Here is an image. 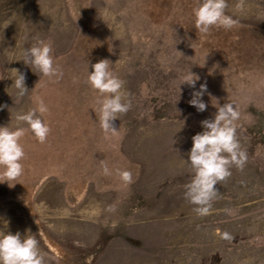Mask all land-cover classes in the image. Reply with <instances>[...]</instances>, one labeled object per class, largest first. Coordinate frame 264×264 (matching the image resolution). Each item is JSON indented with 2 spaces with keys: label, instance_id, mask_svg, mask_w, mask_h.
I'll list each match as a JSON object with an SVG mask.
<instances>
[{
  "label": "rangeland",
  "instance_id": "obj_1",
  "mask_svg": "<svg viewBox=\"0 0 264 264\" xmlns=\"http://www.w3.org/2000/svg\"><path fill=\"white\" fill-rule=\"evenodd\" d=\"M195 3L0 0V125L25 128L23 172L13 186L0 183V227L7 220L6 230L34 236L43 264H264V0H226L239 26L206 34L193 25ZM37 40L51 42L59 79L16 60ZM102 58L131 101L109 130L87 83ZM15 68L28 88L19 102ZM189 69L197 88L207 84L202 112L179 86ZM37 96L48 107L43 142L15 119ZM224 102L239 113L247 160L199 216L183 195L193 174L187 150Z\"/></svg>",
  "mask_w": 264,
  "mask_h": 264
},
{
  "label": "clouds",
  "instance_id": "obj_2",
  "mask_svg": "<svg viewBox=\"0 0 264 264\" xmlns=\"http://www.w3.org/2000/svg\"><path fill=\"white\" fill-rule=\"evenodd\" d=\"M226 0H196L192 8L193 25L201 34L208 33L213 27L231 29L239 26L240 21L226 14ZM239 9L242 4L237 3ZM14 18L7 19L3 27H7ZM51 42L37 40L36 43L23 49L22 59L26 65L35 68L39 74L49 79H59L63 73L55 64ZM12 79L16 91V101L19 102L28 91L25 84L24 71L17 68ZM34 72V71H33ZM198 74L190 69L181 76V84L186 83L191 89V98L188 103L202 112L206 103L201 98L207 91V84L200 83ZM87 83L95 89L99 95L98 120L102 129H114V121L119 113H125L131 107V101L127 99V93L123 90L124 81L110 68V61L102 58L88 67ZM4 105L0 104V108ZM48 111L47 105L39 96L35 97V107L28 111L17 113L15 119L23 121L31 130L33 136L43 142L48 133L49 125L42 119ZM239 113L231 102H224L216 107L212 118L200 121L202 130L192 135V144L187 150V162L192 169V177L185 184L183 193L186 200L194 205L193 211L204 216L209 214L212 201L217 195V183L231 175V167L242 169L247 160V154L240 147L236 136L235 121ZM25 134V128L17 126L0 125V183L7 182L9 186L18 181L23 172L22 159L25 156L21 137ZM107 173L108 169L105 167ZM120 177L125 182H131L132 175L129 170L120 171ZM4 227H0V264H43V256L39 251L38 242L34 236L22 235L20 231H8V221H3ZM222 238L231 239L225 231Z\"/></svg>",
  "mask_w": 264,
  "mask_h": 264
}]
</instances>
